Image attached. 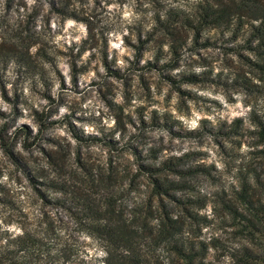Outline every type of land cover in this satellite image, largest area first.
Returning <instances> with one entry per match:
<instances>
[{
  "label": "rangeland",
  "instance_id": "obj_1",
  "mask_svg": "<svg viewBox=\"0 0 264 264\" xmlns=\"http://www.w3.org/2000/svg\"><path fill=\"white\" fill-rule=\"evenodd\" d=\"M215 5V0H0V32L31 43L28 50L39 53L34 62L43 65L41 73L31 74L12 60L0 64L5 113L0 123L8 122L12 132L20 124L31 131L27 139L14 134V150L40 169L43 180L82 194L30 181L0 150V232L49 225L46 242L64 250L65 263L102 264L101 244L82 230L89 220L79 200L102 204L114 193L120 206L154 203L150 181L137 164L168 162L183 174L163 170L173 184L169 196L160 198L162 205L173 215L184 209L194 214L185 230L208 245L205 261L234 264L229 253L245 236L225 204L244 182L253 185V175L264 174L256 153L264 140L256 137L249 113L252 108L264 119V84L229 52L234 48L252 57L239 49L246 34L235 32L234 24L202 17L205 6ZM204 39L209 46H200ZM154 59L175 61L163 73H192L196 82L179 83L178 91L161 74L141 67ZM2 89L9 100L1 97ZM34 111L55 122L39 131ZM70 126L124 149L77 144ZM23 139L31 141L26 150ZM75 152L92 172L93 187L81 183ZM72 171L78 178L68 176ZM255 243L264 251L263 239ZM171 257L169 246L158 242L146 264H169Z\"/></svg>",
  "mask_w": 264,
  "mask_h": 264
},
{
  "label": "trees",
  "instance_id": "obj_2",
  "mask_svg": "<svg viewBox=\"0 0 264 264\" xmlns=\"http://www.w3.org/2000/svg\"><path fill=\"white\" fill-rule=\"evenodd\" d=\"M215 4L214 8L205 6L202 17L211 19L219 25L225 24L227 27L234 24L235 32L242 31L246 34L239 49L249 52L252 57L234 48H230L229 52L235 53L241 62L255 74L254 76L264 84V0H230L229 3L215 0ZM193 41L196 43L195 40ZM199 44L201 47L210 45L207 39ZM30 46L31 43H24L19 34L1 30L0 64L12 60L31 74L41 73L42 63H35L33 60V57L39 53L29 51ZM172 52L176 51L172 50ZM175 66V61L171 62L168 59L159 62L154 59L145 60L141 67L161 74L166 82L178 91L177 84L196 82V75L192 73H179L175 77L163 73ZM111 75L118 77L116 73ZM1 97L3 100H9L3 89ZM19 102L16 98L15 103ZM249 113L256 137L259 141L264 140V119L254 114L252 108ZM33 114L41 132L55 122L53 119L47 120L46 116L40 112L34 111ZM4 115L5 113L0 111V119H3ZM9 127L6 121L0 123V150L11 163L26 174L30 181L56 187L64 192L69 188L73 195L82 196L81 193L72 191L69 185L67 187L57 186L52 179H44V181L40 169L30 166L14 150V134L27 139L31 136V131L23 124L14 126L13 132L8 130ZM69 133L77 144H103L113 150L124 149V147L116 146L117 142L113 140L91 133H79L72 126L69 127ZM24 139L23 149L26 150L31 145V141L26 142ZM128 148L136 155L137 152L133 147ZM256 153L264 161V146L257 148ZM72 159L76 168L82 171L84 179L81 183L87 184L88 188L93 187V174L84 166L80 153H73ZM163 170H171L178 175L183 174L182 169L168 162H161L158 165L137 164V172L146 176L151 184V196L154 203L150 201L146 206L139 202L120 206L119 198L114 193L104 197L102 204L86 202V199L79 200V203L83 201L80 203L83 216L89 220L82 230L95 237L101 244L104 254L102 264H146L149 251L158 242L169 246V252L172 255L169 264H211L210 261H205L208 245L187 236L186 220L187 218L193 219L194 214L189 209H184L181 213L173 215L162 205L160 198L169 196L168 190L173 184L162 174ZM72 172L68 176L78 178L77 173ZM251 182L253 185L244 182L243 188L234 194L232 201L225 204L232 219L236 220L233 224L239 225L237 232L245 236V243L233 247L229 253L234 264L264 262V251L259 250L255 243L260 238L264 240V174L262 176L253 175ZM152 221L153 223L150 224ZM50 231L49 225L40 228H22L18 234L14 235L6 229L2 230L0 232V264H68L65 263L68 259L64 255V250L60 251L59 247L46 242Z\"/></svg>",
  "mask_w": 264,
  "mask_h": 264
},
{
  "label": "clouds",
  "instance_id": "obj_3",
  "mask_svg": "<svg viewBox=\"0 0 264 264\" xmlns=\"http://www.w3.org/2000/svg\"><path fill=\"white\" fill-rule=\"evenodd\" d=\"M28 2H29V3H32V2H33V0H28ZM16 231H19V230L17 229Z\"/></svg>",
  "mask_w": 264,
  "mask_h": 264
}]
</instances>
